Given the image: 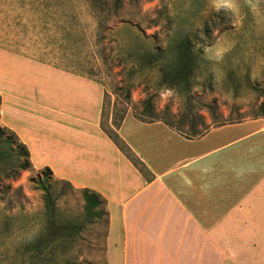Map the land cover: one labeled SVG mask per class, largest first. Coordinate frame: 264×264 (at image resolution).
Listing matches in <instances>:
<instances>
[{
	"label": "crops",
	"instance_id": "crops-1",
	"mask_svg": "<svg viewBox=\"0 0 264 264\" xmlns=\"http://www.w3.org/2000/svg\"><path fill=\"white\" fill-rule=\"evenodd\" d=\"M0 127L32 169L106 201L107 264H264V118L190 140L129 111L102 130L105 89L86 75L0 47Z\"/></svg>",
	"mask_w": 264,
	"mask_h": 264
},
{
	"label": "rangeland",
	"instance_id": "rangeland-1",
	"mask_svg": "<svg viewBox=\"0 0 264 264\" xmlns=\"http://www.w3.org/2000/svg\"><path fill=\"white\" fill-rule=\"evenodd\" d=\"M237 3L233 16L210 0H123L118 7L114 0H0V47L100 83L107 129L132 107L141 113L145 101L169 117L189 99L208 122L203 105L214 104L223 121L242 122L257 117L263 103L264 0H254L255 10ZM187 40L195 68L170 89L179 64L174 49ZM218 49L225 50L222 61L214 59ZM21 149L17 142L0 147V264L29 260L22 252L11 259L43 233L47 219L40 172L20 169ZM48 185L57 218L81 231L75 244L57 249L65 259L47 264H107L105 220L85 226L82 192L54 179Z\"/></svg>",
	"mask_w": 264,
	"mask_h": 264
},
{
	"label": "trees",
	"instance_id": "trees-1",
	"mask_svg": "<svg viewBox=\"0 0 264 264\" xmlns=\"http://www.w3.org/2000/svg\"><path fill=\"white\" fill-rule=\"evenodd\" d=\"M122 1L123 0H114L115 6H120ZM174 50L178 55L179 64L175 67L176 76L174 77V80H172L170 89L175 90L177 89L178 81L182 80V76L187 72L194 70V65L196 62L193 60L196 58V54L194 52V47L189 40L178 44ZM157 54L158 57H162L164 52L157 51ZM262 97L263 103L260 106L259 114L254 119L264 118V92H262ZM126 100L128 103L131 100L129 93L126 95ZM127 105L129 106V104ZM141 109V113H139L138 108L135 107H132V110L129 111L133 112V115L136 119L145 123H152L156 121L163 122L168 127L190 140L203 137L212 129H216L225 125L240 123V121H223L222 118L217 115L218 108L214 104L203 105V109L206 110L210 120V122H208L205 115L198 111L196 112L192 108V102L189 99L186 100L183 110H181L177 115L169 117L156 114L150 101H145L142 103ZM129 111H127L117 123H113L109 129L103 126L102 121V130L120 149L126 158L130 160V162L140 171V173L147 177L149 172L145 165L133 154V152L121 140L118 134V131L120 130L121 125ZM6 134H10V136L5 138ZM13 142L19 143L22 148V153L18 154V156L24 157V162L19 164L20 169L22 171L31 169L32 166L30 163V154L27 148L20 143L18 138L12 132L0 127V147L10 149L12 148ZM49 179H53V174L49 169H45L40 172L36 182L46 194L45 205L47 219L44 223L43 233L31 242L23 244L21 246V251H18L14 256V259H11L16 261L18 258H20L19 254L22 252L21 254L23 255V258H28L29 260H23L20 264H47V261L53 260V258L63 260L65 259V255L63 252H61L57 256V249H63L64 246L75 244L78 241L77 239L81 231V226L58 219L55 215V204L51 199V193L48 188ZM80 191L83 195L85 203L84 210L88 218L85 226L97 224L102 220H105L107 229L108 213L106 212V201L101 196L90 190ZM51 231L52 234L50 233Z\"/></svg>",
	"mask_w": 264,
	"mask_h": 264
},
{
	"label": "clouds",
	"instance_id": "clouds-1",
	"mask_svg": "<svg viewBox=\"0 0 264 264\" xmlns=\"http://www.w3.org/2000/svg\"><path fill=\"white\" fill-rule=\"evenodd\" d=\"M245 3L249 6L250 9L255 10L256 4L254 0H245ZM211 7L217 12H224L226 14H231L233 16L239 13V4L237 0H210ZM224 51L218 49L215 53L214 59L217 61H222Z\"/></svg>",
	"mask_w": 264,
	"mask_h": 264
}]
</instances>
